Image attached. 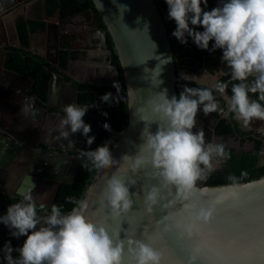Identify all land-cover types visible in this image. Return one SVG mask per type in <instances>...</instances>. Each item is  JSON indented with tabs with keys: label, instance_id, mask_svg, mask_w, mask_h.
I'll use <instances>...</instances> for the list:
<instances>
[{
	"label": "water",
	"instance_id": "1",
	"mask_svg": "<svg viewBox=\"0 0 264 264\" xmlns=\"http://www.w3.org/2000/svg\"><path fill=\"white\" fill-rule=\"evenodd\" d=\"M91 1L92 7L77 14L84 15L89 22L88 26L91 28L89 33L96 37L97 48L110 53L106 34L111 38L126 87L128 122L117 140L110 146L113 165L108 169L96 170L80 200L88 205L87 218L103 226L114 239L116 238L114 234L119 233L120 239L124 241L121 264H135L134 252L129 250L135 248V241H142L157 251L160 254V264H264V174L247 181L214 185L195 182L190 190L177 189L159 177L151 166L147 152L137 153L139 146L144 142L142 130L148 126L155 132L157 123L154 120H161V117L151 110V106L158 100L155 94L165 88L169 97L182 91V88H176L175 85L178 79L176 62L164 18L156 1ZM123 4L130 7L122 11ZM47 30L49 27L46 23L43 31ZM21 45L23 46L22 43ZM157 56L161 59L172 58L162 65L163 71L158 79L163 82L159 85H155V72L151 73L159 63ZM113 67L115 80L110 84L114 85L118 81V68L115 65ZM224 68L222 65L220 70ZM145 69L149 71L145 72ZM52 79L56 80L58 88L60 84H66L77 91L75 85L65 81L57 72L52 73ZM17 94L19 98L27 101L25 107L14 101V97L1 98L6 105H12L11 110L9 108L10 119L29 117L34 109L40 110L42 114L49 113L44 103L33 93L31 97L22 89ZM218 102L220 105V101ZM51 106L57 109L56 106ZM55 115L59 116L53 112V116ZM222 115L220 113L217 116L213 125ZM103 118V113L85 115L84 123L91 128L90 136L87 138L81 133H75L64 139L60 136V131L40 135L41 130L38 128L35 132H29L34 137L49 138L40 141L51 150L40 152V162L42 160L46 165H42L43 173L35 175L49 183V199L44 204H51L62 183L72 182L79 166H75L71 171L72 162L76 161L79 164L80 153L88 147L87 139L97 136ZM13 128L14 126L6 122H0V141H3L0 143L1 156L2 147L11 145L15 149L24 148V140L18 136L14 137ZM28 141L35 145L38 143L35 140ZM261 141L264 144V140ZM136 154L142 156L145 163L133 173L129 169L131 159L121 158L124 155ZM34 161H38V158ZM112 175L124 180L132 194L130 209L115 217L105 199L107 181ZM153 187L157 190V202L148 210L145 195ZM17 198H20V195ZM9 204L11 203L0 200V214L5 212ZM37 205L39 207L42 204ZM201 210H211L207 221L197 218ZM48 212L45 210L39 213L45 215ZM0 230H3L0 232L1 244L5 241H10L14 247L22 244L23 236L10 240L4 234L5 231V233L9 231L4 225L0 224ZM129 240L133 243L129 244Z\"/></svg>",
	"mask_w": 264,
	"mask_h": 264
},
{
	"label": "clouds",
	"instance_id": "2",
	"mask_svg": "<svg viewBox=\"0 0 264 264\" xmlns=\"http://www.w3.org/2000/svg\"><path fill=\"white\" fill-rule=\"evenodd\" d=\"M167 18L175 24L171 36L181 45L189 40L201 50L221 51L220 60L225 68L214 77L211 86L189 87L185 84L178 95L167 94L161 89L155 95L158 100L151 106L152 112L161 117L155 132L148 126L142 130L144 142L138 152H147L150 163L162 180L177 189L190 190L202 176V167L210 171L212 158H228L223 144L206 143L202 130L196 128L197 112L205 115L220 112L225 118L248 125L252 120L264 121V0H217V5L208 10V0H164ZM122 11L128 4H123ZM121 7V6H120ZM202 28V30H198ZM211 47H209V42ZM151 70L155 72L156 84L163 71L162 65L172 58L161 59ZM226 69V71H225ZM145 69V72H148ZM203 75V74H202ZM201 75V76H202ZM229 77L222 81L218 77ZM181 80L196 82V75L182 72ZM231 95H227L229 83ZM113 88L118 92L119 84ZM216 94L224 97L226 109L219 107ZM251 94H255L253 99ZM111 94L101 98V103L112 106ZM116 103H119L116 101ZM87 107L68 104L60 120V136L68 139L70 134L81 133L89 137L90 126L84 123ZM105 119L107 116L105 115ZM109 131V126H104ZM71 143V142H70ZM95 137L87 139L89 148ZM96 170L108 169L113 165L109 145L95 151L82 152ZM131 159L129 169L134 173L142 168V156L124 155L121 159ZM88 165H85L87 168ZM128 169V170H129ZM246 175V173H241ZM230 181L237 178L229 176ZM35 184L31 183L19 193L20 199L7 206L0 214V224L4 225L13 238L24 237L19 247L5 241L0 247L3 264H121L124 241L119 233L110 235L101 225L87 218L88 205L85 201L68 200L74 205L70 213H63L61 206L51 205L50 211L41 215L33 198ZM128 186L120 177L112 175L107 181L105 199L112 215L120 216L131 206ZM149 209L157 202V190L150 189L145 195ZM42 209L43 205H39ZM211 210H201L197 218L208 220ZM129 244L133 241L129 240ZM135 264H160V254L142 241H135ZM18 253L13 256L12 253Z\"/></svg>",
	"mask_w": 264,
	"mask_h": 264
},
{
	"label": "trees",
	"instance_id": "3",
	"mask_svg": "<svg viewBox=\"0 0 264 264\" xmlns=\"http://www.w3.org/2000/svg\"><path fill=\"white\" fill-rule=\"evenodd\" d=\"M155 1L161 16L164 18V24L168 33L173 58L176 62V75L178 76V69L182 70L184 73H188L189 71H197L200 67H204L208 72L214 73L219 66L221 51L217 49L214 52H209L207 50L198 49L191 42V40H189L186 44L181 45L174 37L171 36V32L174 30L175 24L172 20H169L165 16V13H167V6L164 0ZM39 2L41 3L39 9L42 11V14H40L39 17H18L16 19V31L24 47L27 46L28 34L31 31H34L36 28H39L40 30L44 28L45 18L51 17L56 12L59 13L60 18H63L75 15L93 6L91 0H39ZM213 2L214 0H208V10L212 9ZM100 26L103 25L100 24ZM198 30H202V28H198ZM106 43L107 48L110 51V63L118 68V81L116 83L120 85V90H118V92H116L113 88V84L82 83L67 75L64 72L67 60L69 58H75L78 54L77 52H69L65 49L60 50L58 56V66L54 67L55 72L62 75L65 81L77 87V103L80 106H89L87 113H103L104 115L99 132L95 137V143L91 148L87 147L84 152L95 151L98 148L104 147L106 144L110 147L117 140L118 135L128 122L126 87L123 83L122 71L117 54L108 34H106ZM211 43L212 42L210 41L209 47H211ZM180 64L183 66L180 67ZM219 79L222 81H228L229 77L227 75L219 76ZM231 83L233 82L229 83V89L227 90L228 95H231ZM175 85L176 88H178L179 81H176ZM109 94H111L113 98L112 106L105 105L100 102L102 97ZM251 97L255 99L256 95L251 94ZM116 101L119 103H116ZM105 115L107 116V119H105ZM105 125L109 126V131L104 130ZM234 132H239L238 122L230 116L228 118H225L224 116L221 117L215 125V133L222 135L223 137L234 134ZM218 143L224 145L225 151L228 153V158H220L221 164L219 165V168L213 171H206L204 170V167L201 166L203 169L201 174L202 178L198 179L196 181L197 183L210 185L233 183L251 180L264 174V167L257 164L256 151H246L236 154L233 152V149L228 146L224 138ZM80 156L81 160L76 173L73 176L72 182L62 183L59 186L53 202V204L61 206L62 212L65 214L70 213L74 208V205L68 203V200L71 199L80 201L96 172V169L93 167L91 162L88 161L86 157L82 158V153H80ZM85 165H88V167L85 168ZM242 172L246 173V175L242 176ZM229 176H234L237 179L235 181H230L228 179ZM50 207L51 206H47L49 211Z\"/></svg>",
	"mask_w": 264,
	"mask_h": 264
},
{
	"label": "flooded vegetation",
	"instance_id": "4",
	"mask_svg": "<svg viewBox=\"0 0 264 264\" xmlns=\"http://www.w3.org/2000/svg\"><path fill=\"white\" fill-rule=\"evenodd\" d=\"M10 2H11L10 0H2L3 8L7 9L6 4L9 5ZM216 5H217V0H214L212 8L215 7ZM0 9H1V5H0ZM6 11L10 12V10H6ZM20 12H21V8L19 9L18 14ZM57 13L58 12H56V14ZM70 16H72V15H70ZM52 18H54V17H52ZM69 18H70L69 16H66V17H63V20H69ZM66 22L67 21H62L61 24L58 25L59 29L57 28L56 33L52 32V29L47 30L46 32H44L42 30L43 35H45V36L50 35V37H49L50 42L47 44V46H45V45L39 46V50H41V51L43 50V53L45 54L44 57L47 59V61H54L53 58L56 55L59 56L60 50H62L63 48L67 49V48H70V46H72V42H69L65 39L66 34L64 32V29H65V23ZM35 34L36 33H31V36L35 37ZM67 50L72 52L71 49H67ZM82 55L80 56V58H82L83 60H88L87 59V57H88L87 53H85V55H83V56ZM109 55H110V53L108 54V59H109ZM35 61L37 62V68H36V72L33 71V73L31 75H29L30 82L29 83H27L25 81H23V83L20 81L14 82L13 81L14 78L11 75H13L12 71H13V67H14L13 64L15 63V61L13 58L8 57V60H6V65L8 64L10 66V68L9 67L4 68L3 70L0 71V80L2 81V83H0V87L3 90V94L2 93L0 94L1 95L0 98L3 99L4 96H7V98L14 97V101L15 100L17 101V99L19 98L18 94H17L19 90L23 89V90H29L30 92H32L38 100H40L41 102L44 103L45 108L47 109V111L49 113L42 114L40 110L34 109L31 112V115L29 116L30 118H28V120L25 122L27 124L26 126L29 127L30 129H32V128L40 129L41 130L40 135H42L44 133H52L53 134V133H56L57 131L58 132L61 131L60 120L65 115L64 111H63L64 107L68 104H76V105L80 106L77 103V91H75L73 87H72L73 91L70 90V88H65L64 86H62L63 84H60V86L58 88L56 80L52 79V73L54 71L53 66L46 65L44 67L43 66L44 63H41L40 59L39 60L35 59ZM222 65H224V64L219 59L218 69L214 73H210V72L209 73L210 74L218 73L220 71V68ZM179 66L182 67L183 65L180 64ZM180 71H182V70L178 69V72H177V74H178L177 81H179V86H178L179 89L183 88V86L185 84H187L189 87L211 86V85L205 83V81L202 82V81H199L197 79V78L201 77V75L203 74L202 72H204L205 74H209L208 71L204 67H200L199 70H197V71H189L187 73L190 75H196V82H188V81L181 80L179 77L183 71L182 72H180ZM73 75H75L77 77L76 79H78L77 81H79V82L90 83V84L96 83V82L89 81V80H93L95 76L92 74H88L87 72H85L83 70L77 69V71L73 72ZM76 79H74V80H76ZM202 79L206 80V77H203ZM214 83H215V81H214ZM58 93L61 96V98H64V100L66 99V102H67L66 105L61 103V102L60 103L57 102L58 96H59V95L57 96ZM74 93L76 96L74 95ZM15 94H17V95H15ZM216 96H217V100L220 101L219 107L220 108H226L227 105L225 103L224 97H222L219 94H216ZM2 99H1L0 110H1V113L3 116H2V119H0V122H6V124L12 125V123L14 121V120L10 119V117H11L10 116V110L12 108V105H6V102ZM59 100H60V98H59ZM49 104L56 106L57 109H54ZM81 107H84V106H81ZM9 108H10V110H9ZM53 112L58 113L59 116L58 115L53 116ZM61 113H63V115ZM219 115H220V112H212V113L205 115L203 112H200L198 110L197 116H196L197 124H196V128H194L193 131L202 130L204 140L206 143L211 142L213 144H217L219 141H221L224 138L225 142L228 144L229 147H231L233 149V152L236 154H240L241 152H246V151H256L257 152V164H260L259 166L264 167V144L261 141V140H264V121L254 119V120L250 121L248 125H244L242 122L236 120L238 122V131L239 132H234V134L227 135V136L223 137L222 135L215 133V125L217 123L215 125H213L215 119ZM221 117H223V115ZM6 119H10L12 123L10 121H6ZM26 119H27V117H26ZM14 137H17V136H14ZM18 137L24 140V143H23L24 148H21V150H22L21 152L25 155L23 160H26L28 163V165L26 166V174L27 175L24 176L23 180L26 183H29V186L31 183L35 184V188H34L33 193H32L33 198L36 201V203L43 205L42 209L40 207H38V212L45 211V210L49 211L47 206H51L53 204L56 195H55L53 201L51 202V204H49V205L44 204L49 199V193H46L45 197L40 198L39 194L37 193V190L40 188V184H38L39 180H41L45 184H47V181L43 178L35 177V175H37L38 173H43V170H41V169L44 165H46V164L42 163L43 162L42 160L40 162V159H39L40 152L51 150L49 147H46L45 145H43V143H41L40 141L49 140V138H47L46 136L34 137L33 135H30L27 137H20V136H18ZM28 140H35L38 143L35 145L34 143H32ZM0 143H3V141H0ZM232 143L234 145H232ZM235 145H237V147ZM239 146L240 147L245 146V147H247V149H245V148L239 149L238 148ZM255 146H257V147H255ZM2 148L6 149L7 153L8 152L10 154L12 153V155H10L11 160L9 159L10 164H11L10 169H12L13 165H17V163H19V156H18L19 152H17L19 149H15V147H13L11 145H8L7 147H2ZM54 150L59 151L58 149H54ZM2 154H4V152H2ZM70 154L76 155V153H73V152H70ZM35 158H38V161H34ZM7 159H8V157H7ZM220 164H221V160H220ZM77 165H79V164L76 163V161L72 162L71 171L74 170L75 166L77 167ZM8 171H9V169L8 168L6 169L5 164L0 165V200L6 201L9 203H15L20 199V198H17L20 191L22 189H25V188L21 184H18V186L15 187L13 185L14 184L13 180H9V179L5 180V178L9 177ZM206 171H209V169L207 168ZM5 182H7V184ZM4 234L10 240H11V238L13 239V237L10 236L9 231L7 233H4ZM2 246H3V244L0 243V247H2ZM12 255L17 256L18 254L16 252H13ZM0 264H3L2 253H0Z\"/></svg>",
	"mask_w": 264,
	"mask_h": 264
},
{
	"label": "crops",
	"instance_id": "5",
	"mask_svg": "<svg viewBox=\"0 0 264 264\" xmlns=\"http://www.w3.org/2000/svg\"><path fill=\"white\" fill-rule=\"evenodd\" d=\"M11 1L12 2L9 3L6 9V8H3L2 0H0V5H1V9H0V71L3 70L4 68H8V67L10 68L8 64L6 65V60H8V57L13 58L15 61V63L13 64L14 65L13 71H12L13 75H11L14 78L13 81L14 82L20 81L22 83L23 81H25L29 83L30 82L29 75H31L33 71L36 72L37 62L35 61V59H38V60L40 59L41 63H44L43 65L44 67L46 65L53 66V70H54V67L58 66V61H59L58 55H56L53 58L54 61H47V59L44 57L45 54L43 53V50L42 51L39 50L40 45L47 46V44L50 42V39H49L50 35H47V36L43 35V32H42L43 28L41 31L39 28H36L34 29V31H31L28 34L27 46L24 47L21 45V43L19 42L20 39L16 31V19L18 17H22L20 16V13L18 14L19 9L21 8L22 10V7L18 6V4L20 3V0H11ZM25 8L26 10H28L26 5H25ZM6 10H10V12H7ZM51 17H54V18H51ZM51 17L45 18V24L51 21L52 32H55V33L58 28V25L61 24L62 21H67L65 23V29H64V32L66 34L65 39L69 42H72V46H70L71 50L78 53L75 58L73 59L69 58L67 60V64H66V68L64 69V72L70 77H72L73 79H76L77 77L73 75V72L77 71V69H80V70L87 72L88 74L94 75L95 76L94 81H96L95 84H110L114 82L115 69L113 65L110 64V60L108 59L109 53L105 50H102L96 47L97 39L94 36V34L89 33L91 28L88 26L89 22L85 19L84 15L75 14L72 17L69 16L70 17L69 20H63V18H60L59 16H57L56 13L54 16L52 15ZM26 18H33V17L29 16ZM48 27H49V24H48ZM49 30H50V27H49ZM31 33H36L35 37H32ZM20 49H23V50H20ZM85 53L88 54V57H87L88 60H83L82 58H80V56L82 54L85 55ZM53 72H55V70ZM89 81L92 82V80H89ZM97 82H102V83H97ZM62 86H64L65 88H70V90L73 91V88L70 85L63 84ZM25 91L27 94L33 97L31 95L32 93L29 90H25ZM1 93L3 94L2 89H0V94ZM58 95L59 93L57 94V96ZM17 101L19 102L20 105H23V107H25V104L27 102L22 98H18ZM57 102L59 103L61 102L65 105L67 104L66 99L64 100V98H61L60 95L58 96ZM0 105H1V98H0ZM2 116L3 115L0 110V119H2ZM28 118L29 117H27V119L24 118L25 120L15 118L13 119L14 123H12L10 119H6V121H10L13 124L10 126H14V128L12 129L14 136L27 137L31 135L29 132H35L37 130L34 128L30 129L29 127L26 126L27 124L25 122L28 120ZM8 136H10V134H8ZM21 151H22L21 149L17 151L19 152V155H18L19 163H17V165H13V168L10 169V165H11L10 155H12V153L11 154L9 152L7 153L6 149H3L4 154H2V156L0 155L1 156L0 165L5 164L6 169L7 168L9 169L8 171L9 177L5 178V180H8V179L13 180V183H14L13 185L15 187L18 186V184H21L26 189L27 187H29V183H26L23 180V178L25 175H27L26 166L28 165V163L26 160H23L25 155ZM5 183L7 184V182ZM38 184H40V188L37 190L39 197L40 198L45 197L46 193H49V188H48L49 183L47 182V184H45L41 180H39ZM0 232H3V230H0Z\"/></svg>",
	"mask_w": 264,
	"mask_h": 264
},
{
	"label": "rangeland",
	"instance_id": "6",
	"mask_svg": "<svg viewBox=\"0 0 264 264\" xmlns=\"http://www.w3.org/2000/svg\"><path fill=\"white\" fill-rule=\"evenodd\" d=\"M25 5H26V7H27L28 10H26ZM40 5H41V3L39 2V0H20V3L18 4V6H21L22 7V10L20 12V16H24V17L31 16L33 18L39 17V15L42 14V11L39 9ZM165 16L167 18V13H165ZM48 24H49V27H50V30H51L52 29V27H51V21ZM180 72H182V71H180ZM202 73H203V75L200 78H197V79L199 81H202V82L205 81V83H207L209 85H212L214 83V81H215L214 77H216V74L217 73L216 74H210L209 72H208L209 74H205L204 72H202ZM203 77H206V80H203L202 79ZM94 80L95 79H93L92 82H96ZM97 83H102V82H97ZM225 103H226V100H225ZM226 105H227V103H226ZM232 145H234V144L232 143ZM235 146L237 147V145H235ZM238 148L239 149H241V148L247 149V147H245V146H243V147H240L239 146ZM210 163H211V168H212V171H213V170L219 168L220 159L217 158V157H213L212 160L210 161ZM206 169L207 168H204V170H206Z\"/></svg>",
	"mask_w": 264,
	"mask_h": 264
}]
</instances>
